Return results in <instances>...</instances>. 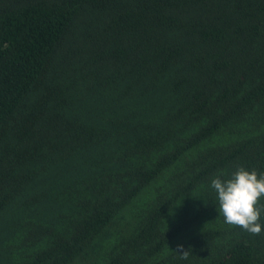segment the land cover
<instances>
[{"label":"trees","instance_id":"1","mask_svg":"<svg viewBox=\"0 0 264 264\" xmlns=\"http://www.w3.org/2000/svg\"><path fill=\"white\" fill-rule=\"evenodd\" d=\"M241 166L264 0H0V264H264L209 187Z\"/></svg>","mask_w":264,"mask_h":264},{"label":"clouds","instance_id":"2","mask_svg":"<svg viewBox=\"0 0 264 264\" xmlns=\"http://www.w3.org/2000/svg\"><path fill=\"white\" fill-rule=\"evenodd\" d=\"M209 187L215 193V205L225 224L253 235L264 231V222L261 221L264 207L259 204L264 198V172L241 166L230 173L214 175ZM176 252L183 260H187L190 254L189 250Z\"/></svg>","mask_w":264,"mask_h":264}]
</instances>
